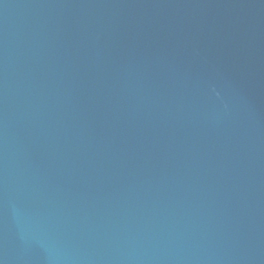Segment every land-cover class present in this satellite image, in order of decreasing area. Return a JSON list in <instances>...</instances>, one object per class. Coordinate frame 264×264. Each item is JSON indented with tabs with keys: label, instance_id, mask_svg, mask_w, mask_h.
I'll use <instances>...</instances> for the list:
<instances>
[{
	"label": "water",
	"instance_id": "95a60500",
	"mask_svg": "<svg viewBox=\"0 0 264 264\" xmlns=\"http://www.w3.org/2000/svg\"><path fill=\"white\" fill-rule=\"evenodd\" d=\"M0 264H264V0H0Z\"/></svg>",
	"mask_w": 264,
	"mask_h": 264
}]
</instances>
